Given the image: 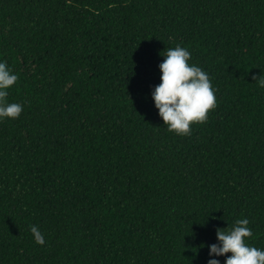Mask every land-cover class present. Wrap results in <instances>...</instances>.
<instances>
[{"label":"trees","instance_id":"trees-1","mask_svg":"<svg viewBox=\"0 0 264 264\" xmlns=\"http://www.w3.org/2000/svg\"><path fill=\"white\" fill-rule=\"evenodd\" d=\"M176 45L217 101L185 136L150 96ZM0 60V264H207L245 217L264 248V0H0Z\"/></svg>","mask_w":264,"mask_h":264},{"label":"clouds","instance_id":"clouds-1","mask_svg":"<svg viewBox=\"0 0 264 264\" xmlns=\"http://www.w3.org/2000/svg\"><path fill=\"white\" fill-rule=\"evenodd\" d=\"M161 55V54H160ZM158 64L159 83L151 86L150 96L158 115L169 132L185 136L191 133V125L204 123L208 112L216 107L215 90L208 73L201 67L190 64L191 53L176 45L167 49ZM19 79L8 64L0 60V121L17 119L23 104L8 99L9 89ZM257 86L264 89V77L253 76ZM248 218L237 219L231 226L217 228L216 242L207 245V264H221L216 257L225 256L223 264H264V248L256 247L247 240L253 237ZM34 242L46 243L38 226H30Z\"/></svg>","mask_w":264,"mask_h":264}]
</instances>
